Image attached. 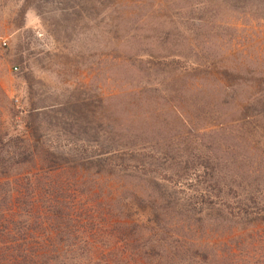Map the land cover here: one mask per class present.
<instances>
[{
  "label": "rangeland",
  "instance_id": "obj_1",
  "mask_svg": "<svg viewBox=\"0 0 264 264\" xmlns=\"http://www.w3.org/2000/svg\"><path fill=\"white\" fill-rule=\"evenodd\" d=\"M33 1L0 0V151L34 154L17 187L39 224L14 243L94 264L263 246L215 214L264 200V0Z\"/></svg>",
  "mask_w": 264,
  "mask_h": 264
},
{
  "label": "trees",
  "instance_id": "obj_2",
  "mask_svg": "<svg viewBox=\"0 0 264 264\" xmlns=\"http://www.w3.org/2000/svg\"><path fill=\"white\" fill-rule=\"evenodd\" d=\"M53 1V0H52ZM25 3L30 5L32 9L35 3L33 0H25ZM25 10V9H24ZM35 12L38 13V9L35 8ZM6 141L10 142L13 140L5 137ZM19 141L18 139H16ZM4 139L0 140V143ZM14 141V142H17ZM52 155V154H51ZM34 159V154L28 152L21 146H15L10 150L0 151V193L3 195V202L0 203V236L4 241L0 245V264H94L92 259L87 262L86 251L85 254L82 253L80 249L77 248H64V247H48V246H38V245H27V244H15L20 236L21 240H25L28 237V233L32 232L30 226L31 224H38L34 218V207L33 203L28 202L25 205V200L28 199L32 201L34 197L35 190L33 185H31L32 190L26 188V193L23 194V189L20 190L17 186L19 185V180L17 177L20 175L18 169L20 166L27 163L29 160ZM56 168H49L48 171H44L47 175L55 171ZM39 176L38 180H41ZM33 177H25V183H32ZM9 186V187H8ZM43 193H46L43 191ZM33 195V196H32ZM246 197L238 203V213L235 216L228 214L226 208L223 206L216 210V219L221 220V218H226L229 216L230 222L236 223L235 226L243 228V224L247 227L243 230L232 229L231 234L236 232H241L239 240L259 242L263 243L259 249L255 250V253L248 255V248L243 246L242 249L238 248L239 242L236 246L241 251V256L238 259H234L230 264H264V236L258 234L257 226L264 225V200L257 202L259 196L251 193H245ZM256 196V197H255ZM24 199V200H23ZM22 200L24 202H22ZM248 200L254 203L253 208H255L254 213L244 211L250 204ZM225 216H222L224 215ZM17 219V220H16ZM39 225V224H38ZM41 225V224H40ZM195 245V244H194ZM153 250H156V246H152ZM229 249V255H230ZM180 253L179 248L171 247L168 252L164 250L162 252H157L156 263L154 264H205L206 259L197 261V255L192 257L193 261H179L176 259V255ZM194 254V253H193ZM200 254V253H199ZM132 260L139 256L137 253L132 254ZM160 255V256H159ZM88 256L91 257V251L88 252ZM249 256L251 258H249ZM262 257V258H261ZM217 259V255L214 257ZM261 258V260H260ZM137 262H135L136 264ZM139 264V263H138Z\"/></svg>",
  "mask_w": 264,
  "mask_h": 264
},
{
  "label": "built area",
  "instance_id": "obj_3",
  "mask_svg": "<svg viewBox=\"0 0 264 264\" xmlns=\"http://www.w3.org/2000/svg\"><path fill=\"white\" fill-rule=\"evenodd\" d=\"M14 70H16V69H14Z\"/></svg>",
  "mask_w": 264,
  "mask_h": 264
}]
</instances>
